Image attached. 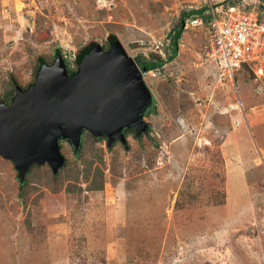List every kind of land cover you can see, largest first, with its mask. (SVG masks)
<instances>
[{
	"label": "rangeland",
	"instance_id": "obj_1",
	"mask_svg": "<svg viewBox=\"0 0 264 264\" xmlns=\"http://www.w3.org/2000/svg\"><path fill=\"white\" fill-rule=\"evenodd\" d=\"M221 4L264 21V0H0V104L58 56L70 74L115 41L166 61L144 78L145 131L60 141L63 169L33 165L26 181L0 156V264H264V82L245 67L223 84L207 62Z\"/></svg>",
	"mask_w": 264,
	"mask_h": 264
},
{
	"label": "water",
	"instance_id": "obj_2",
	"mask_svg": "<svg viewBox=\"0 0 264 264\" xmlns=\"http://www.w3.org/2000/svg\"><path fill=\"white\" fill-rule=\"evenodd\" d=\"M147 72L119 41L108 52L97 46L73 76L58 56L43 66L35 86L26 92L17 87L13 103L0 104V156L26 181L33 165L48 164L54 174L65 166L60 141L79 151L86 131L107 136L109 145L123 140L126 129L145 131L154 99Z\"/></svg>",
	"mask_w": 264,
	"mask_h": 264
},
{
	"label": "built area",
	"instance_id": "obj_3",
	"mask_svg": "<svg viewBox=\"0 0 264 264\" xmlns=\"http://www.w3.org/2000/svg\"><path fill=\"white\" fill-rule=\"evenodd\" d=\"M239 5L221 4L209 10V41L206 60L213 65L223 84L235 82L237 73L248 68L258 82H264V21ZM192 25L203 24L196 18ZM159 69L146 75L156 77ZM257 82V83H258Z\"/></svg>",
	"mask_w": 264,
	"mask_h": 264
},
{
	"label": "trees",
	"instance_id": "obj_4",
	"mask_svg": "<svg viewBox=\"0 0 264 264\" xmlns=\"http://www.w3.org/2000/svg\"><path fill=\"white\" fill-rule=\"evenodd\" d=\"M205 12V10H200V11H194L193 14H203ZM184 32V24L182 22H180L178 24V27L176 28V31L174 33V36L172 37V44H173V53L171 56L168 57V61L169 60H173V58L177 55V52L179 50V41L182 37V34ZM116 40V38H113V41ZM116 42V41H115ZM113 45V43H112ZM91 47H88L87 49H85L83 51V53H81V55H79L76 64L78 65L79 63H81V59L83 58V56L88 53L90 51ZM165 60L160 59L158 62H143L144 66L147 68V71H151V70H156V69H160L164 64H165ZM40 70V69H39ZM38 70V71H39ZM76 72L75 70L70 71V75L73 76L75 75ZM255 78V77H254ZM14 100H12L11 102L8 103V105L12 104ZM78 155V153H77ZM63 169V168H62ZM60 171V170H59ZM59 173V172H58ZM54 174V173H53ZM57 175V174H55ZM223 204V203H220Z\"/></svg>",
	"mask_w": 264,
	"mask_h": 264
}]
</instances>
